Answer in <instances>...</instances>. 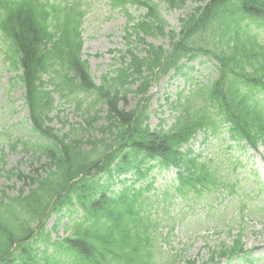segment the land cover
<instances>
[{
    "label": "trees",
    "instance_id": "trees-1",
    "mask_svg": "<svg viewBox=\"0 0 264 264\" xmlns=\"http://www.w3.org/2000/svg\"><path fill=\"white\" fill-rule=\"evenodd\" d=\"M40 1L0 0V36L8 47L7 60L21 71L32 122V135L26 144L34 143L32 154L38 162L37 168L28 173L18 167L7 171L9 179L15 177L24 185L16 195L2 191L0 264H150L149 237H141V232L130 226L135 219L142 221L146 212L130 214L132 219L122 224L124 212L120 205L126 203L129 211L132 204L125 198L93 201L98 178L105 171L111 173L113 164L118 172L139 168L140 153L160 156L162 166L177 164L182 156L179 148L199 128L208 131L210 126L226 124L232 138L246 139L253 145L264 138V115L259 116L250 95L252 89L246 90L247 85L264 87V47L245 38L241 27L246 18H264V0H209L205 5L199 4L204 0H194L198 5L181 19L179 32L165 31L167 23L152 0H109L114 8L127 10L129 3H136L148 9L147 15L138 18L133 26L138 40L148 45V56L132 55V72L129 67L120 68L97 86L88 63L81 57L83 41L74 4L69 5L68 0L59 4ZM164 1L170 7H183L187 0ZM141 32L168 36L171 53L167 55L168 50L147 43ZM199 55L216 60L218 77L198 87L195 96L203 98V108L197 115H183L188 110L183 111L178 124L162 134L152 132L135 111L126 110V95L121 93L142 76L143 69L151 73L165 58L170 67L179 65L183 58ZM44 75L49 76L48 80L43 79ZM48 83L57 86L62 94L72 91L79 103L83 101L80 96L94 92L90 106L105 105L107 114L101 116L99 110L89 116L81 133L73 126L68 132L52 127L54 99ZM139 92L145 93L143 86ZM204 109L209 113L203 114ZM101 120L105 123L97 128ZM84 128L99 129L102 135L86 139ZM87 144L91 146L86 148ZM25 189L29 191L26 194ZM135 200L136 197L132 201ZM74 201L85 208L83 218L89 221L66 223V230H71L67 239L50 243L44 216H50V209L59 214ZM40 245L47 250L39 251ZM50 246H56V254H66L69 263L60 256H50ZM235 247L242 249L240 240Z\"/></svg>",
    "mask_w": 264,
    "mask_h": 264
},
{
    "label": "rangeland",
    "instance_id": "rangeland-1",
    "mask_svg": "<svg viewBox=\"0 0 264 264\" xmlns=\"http://www.w3.org/2000/svg\"><path fill=\"white\" fill-rule=\"evenodd\" d=\"M78 1L83 3L84 9L87 7L85 20L82 24L84 58L89 61L95 81L99 83L106 72L112 71L120 65L118 63L119 54L117 50L125 47L124 28L127 24V17L123 12L112 10L107 0ZM187 11L188 8L166 9L165 6L162 8V12L171 26L179 24V18L184 16ZM130 12L134 16H138L144 10L133 6ZM147 39L155 45L164 44L167 46L168 43V40H164L161 37H150ZM2 47L0 39V133L2 134L0 136V157H4L3 163L0 162V195L3 189H6V193L13 195L18 192L23 183L20 180H16L15 177L9 179L6 175L7 171L16 166H19L22 170L29 171L32 168H37L38 162L35 161L36 158L31 152L32 144H26L28 141V138H26L28 111L22 98L23 90L17 81L19 72L12 70V66L9 62H6ZM139 49L142 50L141 47ZM189 65L194 66V69H190V76L192 77H199L204 81L215 77V72L209 62L202 63L197 60ZM189 88V82L186 81L185 77L174 75L173 72L167 77L163 76L155 80L150 90V123L153 127L156 126L162 115L168 117L166 126L171 125L174 121V116L171 115V110L168 109V101H172L179 91L185 90V93H188ZM56 97V104L60 108V116L63 117V121L68 120L74 123L76 127H79V123L85 120L81 114L82 111L76 108L75 103H64L63 100H59L58 96ZM129 101L130 105H133L136 100L130 97ZM53 123L55 127H61L60 119H55ZM222 137L226 138L227 135L224 134ZM210 142L205 154L215 150L220 151V158L227 157L224 164L225 171L241 179V184L244 188L253 191L256 185L263 181V147H260L259 151L236 147L228 150L227 139L222 141L211 138ZM12 143H15V145L12 146ZM197 150H199L198 147ZM235 157L244 161V165L239 166L236 171H234L237 161ZM154 174L156 175L154 192L160 193L164 187L172 184L173 171L156 172ZM208 198H212V196H208ZM262 198H264V194ZM219 202V198H212L214 205ZM192 203L189 202L185 205L183 201L177 198L170 204L167 201L164 204H154L153 208H151L152 217L156 220L154 227L158 229L157 238L154 237L152 242L153 244L157 243V248L161 249V251L170 253L168 257L167 255H161L160 250H158V264H165L166 261L176 264L174 260L180 262L182 258L189 257H196L198 264H202V261L208 257V245L217 246L223 241L226 243L231 242L232 237L227 234L219 236L214 231L224 227V224H220L221 221L223 222V216L227 218V215L230 216L231 213L237 214L235 207L233 205L225 207L224 205L213 210V212L211 211V214L208 215L207 204ZM188 205H191L190 208ZM179 210H182L180 217L177 215ZM246 219L247 222L243 226L235 225L234 227L238 229V226H240L243 229V240L247 243L248 248L256 247L257 252L255 251L250 255L255 258L253 264H264V231L261 230V224L258 221V219H264V209L261 214L254 218L257 221L248 223L250 215ZM53 221L54 218L49 220V225H52ZM60 233L64 234L63 228H61ZM160 233L163 234L161 235ZM168 233H170L169 236L165 237L164 235Z\"/></svg>",
    "mask_w": 264,
    "mask_h": 264
}]
</instances>
